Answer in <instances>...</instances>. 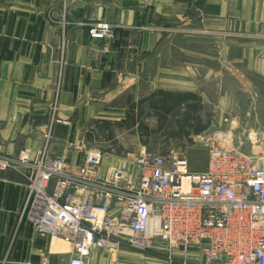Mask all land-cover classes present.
Here are the masks:
<instances>
[{"label": "crops", "instance_id": "0c3cea01", "mask_svg": "<svg viewBox=\"0 0 264 264\" xmlns=\"http://www.w3.org/2000/svg\"><path fill=\"white\" fill-rule=\"evenodd\" d=\"M96 23L112 26L116 40H90ZM236 82L264 89V0H0L2 155L34 157L54 105L56 152L66 143L93 148L88 141H110L127 124L146 128V139L166 122L181 139L213 136L225 130H204L199 107L228 115ZM253 117L264 130V108ZM149 151L166 155V146ZM118 159L104 158L100 175ZM68 161L81 157L70 152ZM26 190L23 173L0 171V264H67L70 245L19 222ZM91 253L89 264H167L166 253ZM185 257L205 264L197 251Z\"/></svg>", "mask_w": 264, "mask_h": 264}, {"label": "built area", "instance_id": "2783aa9c", "mask_svg": "<svg viewBox=\"0 0 264 264\" xmlns=\"http://www.w3.org/2000/svg\"><path fill=\"white\" fill-rule=\"evenodd\" d=\"M88 30L90 40H116L109 24ZM55 109L42 149L34 157L0 154V171L23 173L27 190L19 222L70 245L67 264H89L93 249L112 257L123 249L166 253L167 264H196L185 257L192 251L205 264H264V132L255 134L260 150L250 156L230 148L226 134L200 137L208 150L199 172L180 153L142 149L102 176L101 150L82 143L49 149ZM70 152L81 157L74 167Z\"/></svg>", "mask_w": 264, "mask_h": 264}, {"label": "rangeland", "instance_id": "374dc122", "mask_svg": "<svg viewBox=\"0 0 264 264\" xmlns=\"http://www.w3.org/2000/svg\"><path fill=\"white\" fill-rule=\"evenodd\" d=\"M229 100L232 102V105L227 113L228 115L220 117H217L215 112H212L213 108L211 105L210 107L204 104L200 105L199 109L203 114L204 122L201 126L206 131L211 130V128L218 132L222 129L225 130V132L222 130L223 132L219 134L228 135L225 140L230 148H235L249 156L258 153L260 143L255 140V134L264 132V130L258 132L256 129L255 131L257 127L253 116H255L261 107L264 108V89H261L259 92H254L252 88L246 89L245 86L242 87L241 84L236 82L235 92L230 93ZM245 104L246 106L242 107ZM243 108L247 111L246 116L241 114ZM161 127L165 131H155L156 133H152L149 139L147 138L148 140L146 139V128L140 124L134 127L127 124L122 128L123 131H114L113 135L115 136L110 141L102 137L96 138L95 140L92 139L88 142L94 146L93 148L101 150L105 158L114 159V162L118 158L137 154L140 150L147 149V147H149L147 150H156L157 147L164 145L166 146V154L176 152L186 157L192 172L204 170L207 162L208 146L206 140L200 137L207 136L208 133L206 132V134L204 133L205 135H198V138L192 137L191 139L184 135V138L181 139L183 133H177L179 134V138L176 136L175 129L178 126L174 123L166 122ZM219 134L217 133L216 137ZM143 146L145 148H142ZM113 150L119 153V155H112V153L115 154Z\"/></svg>", "mask_w": 264, "mask_h": 264}]
</instances>
